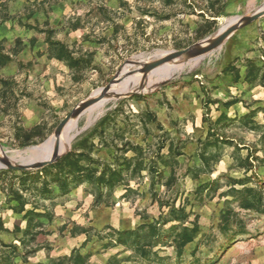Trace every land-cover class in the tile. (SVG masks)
Instances as JSON below:
<instances>
[{
	"label": "rangeland",
	"instance_id": "374dc122",
	"mask_svg": "<svg viewBox=\"0 0 264 264\" xmlns=\"http://www.w3.org/2000/svg\"><path fill=\"white\" fill-rule=\"evenodd\" d=\"M263 3L0 0L2 152L43 144L115 78ZM64 139L55 163L0 168V264H264V15L89 107Z\"/></svg>",
	"mask_w": 264,
	"mask_h": 264
},
{
	"label": "water",
	"instance_id": "95a60500",
	"mask_svg": "<svg viewBox=\"0 0 264 264\" xmlns=\"http://www.w3.org/2000/svg\"><path fill=\"white\" fill-rule=\"evenodd\" d=\"M263 15H264V3L259 10L255 11L254 13H252L250 15H246V16L237 18V20H235L233 23L224 26L219 31H217L214 36L203 40L199 44L190 46L189 48H187L186 50H183V51H176V50L170 51L169 54L161 56L158 59H155L152 61L151 60L147 61L146 63L143 64V66H141L140 68H138L134 72H130V73L126 74L125 76H120V77L115 78L108 85L100 88L98 91L94 92L89 97H87L85 100L80 102L76 107H74L73 110L62 120L60 126L58 127V129L56 130L54 135H56V133L60 129L64 130L74 117H76V116L79 117L80 115H82L83 112L87 108H89L90 106H92L95 103L103 100L106 97H113L114 96L113 95L114 89L116 88V86L123 83L126 79L129 78V76L130 77L135 76L136 78L139 77L140 79H144L156 67L161 65L166 60H168L174 56L180 55L182 53L188 52L192 49H195L203 42L205 44L210 45L211 47L215 48L219 44L226 41L230 36H232L234 33H236L239 29H241V28L247 26L248 24L254 22L256 19H258L259 17H261ZM192 57H195V56H191L190 58H192ZM133 81L134 80H130L128 84H131ZM137 92H139V91H136L134 93H137ZM134 93H131V94H134ZM116 97H118V96H116ZM0 149H2L1 144H0ZM69 149H70V147H69ZM68 150H66L64 152L59 151L54 156L47 158V159L34 161V162H30V163L22 162L19 164H17L16 161L9 160L5 156V154L4 155L0 154V168L6 167L9 169L21 170V171H30V170L42 168L46 165H49V164H52V163L59 161L62 158V156L66 154V152Z\"/></svg>",
	"mask_w": 264,
	"mask_h": 264
},
{
	"label": "bare ground",
	"instance_id": "6f19581e",
	"mask_svg": "<svg viewBox=\"0 0 264 264\" xmlns=\"http://www.w3.org/2000/svg\"><path fill=\"white\" fill-rule=\"evenodd\" d=\"M235 20L237 19H234V18L229 19L227 25L233 23ZM213 49H214L213 47L203 42L195 49H192L188 52L174 56L166 60L165 62H163L158 67H156L153 70V72H155L154 75L150 79H148L147 81H145L143 84H140V85L137 83L128 84L130 80L135 81L138 78V77L136 78L135 76L134 77L129 76V78L127 77L128 79H126L123 83L116 86V88L114 89L113 97L129 95L136 91H140L144 89L145 87H149V86L151 87V86L159 84L160 82L164 80L170 79L174 77L178 72H181L186 67V62L189 60L191 56H195L197 59H200L203 55L207 54ZM169 53L170 51L163 53V55H167ZM108 99H111V97H106L103 100L95 103L94 105L90 106V109L94 111L95 109H97V107L99 106L102 107V104L106 102ZM76 121H77V116L71 120V122L67 125V127L64 130H62V132L58 131L54 137L48 139L46 142H44L41 145L31 147L24 151L12 152L11 154H9L10 156H6V155L5 156L11 161H16V160L21 159L23 160L24 163H30V162L50 158L59 151L63 152L64 140H65L64 137L67 133L68 126L70 124L72 125L75 124ZM0 153L4 155L1 149H0Z\"/></svg>",
	"mask_w": 264,
	"mask_h": 264
},
{
	"label": "trees",
	"instance_id": "16d2710c",
	"mask_svg": "<svg viewBox=\"0 0 264 264\" xmlns=\"http://www.w3.org/2000/svg\"><path fill=\"white\" fill-rule=\"evenodd\" d=\"M0 60H1L2 62L5 61V59L2 58L1 55H0ZM2 62H1V63H2ZM197 74H198V73H197ZM73 259H76V261L80 262L79 259H82V260H83V259H84V256H82L81 254H78V255L76 254V255H74ZM80 263H82V262H80Z\"/></svg>",
	"mask_w": 264,
	"mask_h": 264
}]
</instances>
